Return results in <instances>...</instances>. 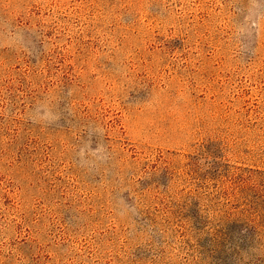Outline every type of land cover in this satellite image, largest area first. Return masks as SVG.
<instances>
[{"label":"rangeland","instance_id":"obj_1","mask_svg":"<svg viewBox=\"0 0 264 264\" xmlns=\"http://www.w3.org/2000/svg\"><path fill=\"white\" fill-rule=\"evenodd\" d=\"M0 264H264V0H0Z\"/></svg>","mask_w":264,"mask_h":264}]
</instances>
